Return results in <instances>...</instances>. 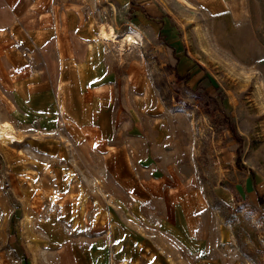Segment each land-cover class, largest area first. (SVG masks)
Wrapping results in <instances>:
<instances>
[{"label":"rangeland","instance_id":"374dc122","mask_svg":"<svg viewBox=\"0 0 264 264\" xmlns=\"http://www.w3.org/2000/svg\"><path fill=\"white\" fill-rule=\"evenodd\" d=\"M147 1L138 14L140 0H30L26 13L17 8L20 18L57 31L31 49L4 39L0 56L10 46L31 58L20 69L27 74L50 57L54 88L56 52L86 54L63 39L65 13L111 29L114 41L101 39L100 29L96 41H105L115 66L106 87L116 137L85 127L75 141L63 127L19 125L23 114L9 94L16 81L0 79V121L18 138L0 141V264H129L111 257L134 234L157 243L172 264L203 256L264 264V0ZM129 33L140 43L124 41ZM55 103L44 117H60ZM68 114L80 124L89 119L87 110L82 119ZM119 141L149 191L148 222L131 213L132 198L106 165ZM192 191L195 199L182 206L194 239L177 206ZM161 215L178 223L156 222ZM195 239L189 257L185 247Z\"/></svg>","mask_w":264,"mask_h":264},{"label":"crops","instance_id":"0c3cea01","mask_svg":"<svg viewBox=\"0 0 264 264\" xmlns=\"http://www.w3.org/2000/svg\"><path fill=\"white\" fill-rule=\"evenodd\" d=\"M140 1V6H137L138 9L135 11L137 14L150 5L147 0ZM29 7L30 0H0V42L4 39L13 40L29 49L50 42L51 33L57 31V27L39 26L18 16L17 8L26 13L30 9ZM64 16L65 23L60 27L63 39L72 42V44L84 45L86 54L79 57L69 55L67 51L62 54L56 52L54 61L58 68V76L55 88L52 80V61L50 57H44V61L39 62L44 66H40L34 72L29 71L27 74L21 72L20 69L25 63L30 64L31 58L22 53L23 58H20L17 55L18 50L10 46L0 56V79H13L16 81L9 94L13 97L14 105L19 107V111L23 114V118L19 119L18 124L32 126L45 132L55 131L58 127H63L66 133L75 138V141H78V138H83L82 131L85 127H94L99 130L103 139L115 141L116 134L110 115L112 111H115V106L111 103L110 88L106 85L116 73L115 66L104 54L103 42L105 41H101L100 45L97 44L96 36L100 27H96L88 18L81 17L75 10L67 11ZM92 43L95 45H92ZM97 46H100L102 50L99 52L95 50ZM98 79H101L104 83L96 85L94 81ZM68 95L72 96L70 102L67 100ZM52 98L56 102V110L60 113V117L63 119L61 122L63 121V123L60 122L58 113L57 118L53 119L43 116V111L51 110ZM85 110L88 112L89 119L81 124L68 114V112H75L77 113L76 119H82V113ZM35 115L40 118L38 121L33 122L34 124H31V121L36 117ZM117 143L124 144L123 148H114L109 151L105 159L106 165L123 185L125 192L132 198L131 213L141 222L144 223L145 220L148 222V218L151 216L147 215V210L143 209L152 206L148 199L149 191L143 189L140 178L133 171L127 141ZM0 170H2L1 165ZM194 193V191L187 192L180 196V201L177 204L184 214V222L187 225L185 233L190 239H194L190 236L194 232V220L192 216L185 213L182 205L189 200L193 201L195 199ZM199 202H201L199 206L204 203L203 200ZM167 206L170 207L169 204ZM156 218V222L159 223L173 225L178 223L177 219L174 220L168 216L161 215ZM177 229L180 230V228ZM195 242L196 239L193 240L192 247L188 245L185 247L189 257L197 254L195 252ZM94 248L96 246L91 247V249ZM85 249L82 248L80 251ZM88 250L90 249L88 248ZM116 256L128 260L131 262L129 264H172L165 259L164 253L159 252L157 243L144 238L140 234H134L133 237L130 236L125 241L119 242L115 256L111 257L113 261L114 258L117 259ZM192 261L193 263L196 262L195 259ZM195 264L236 263H228V261L219 257L203 256Z\"/></svg>","mask_w":264,"mask_h":264},{"label":"bare ground","instance_id":"6f19581e","mask_svg":"<svg viewBox=\"0 0 264 264\" xmlns=\"http://www.w3.org/2000/svg\"><path fill=\"white\" fill-rule=\"evenodd\" d=\"M99 37L101 39L107 41H114L115 36L111 29L103 26L99 31ZM124 41L128 42L129 44H139L140 41L138 40L136 35L126 34L124 37ZM18 139L15 135V130L12 124L8 121H0V141L3 143L12 142Z\"/></svg>","mask_w":264,"mask_h":264}]
</instances>
